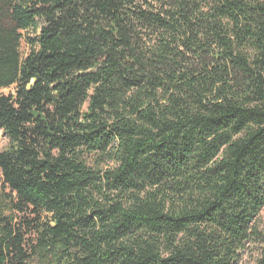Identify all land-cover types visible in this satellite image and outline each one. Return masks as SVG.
Returning <instances> with one entry per match:
<instances>
[{"label": "trees", "instance_id": "16d2710c", "mask_svg": "<svg viewBox=\"0 0 264 264\" xmlns=\"http://www.w3.org/2000/svg\"><path fill=\"white\" fill-rule=\"evenodd\" d=\"M0 129V264H264V0H0Z\"/></svg>", "mask_w": 264, "mask_h": 264}, {"label": "rangeland", "instance_id": "374dc122", "mask_svg": "<svg viewBox=\"0 0 264 264\" xmlns=\"http://www.w3.org/2000/svg\"><path fill=\"white\" fill-rule=\"evenodd\" d=\"M23 32V38L20 43V54L23 57L27 51H28V42L27 38H34L36 34L32 30H24ZM7 89H4L3 92L7 93ZM8 138L3 133L2 129H0V151L3 150L8 145ZM261 225L260 229H264V208L261 211ZM260 243H249L246 248L240 252L239 260L237 264H257L256 261L259 257V252L261 248Z\"/></svg>", "mask_w": 264, "mask_h": 264}]
</instances>
